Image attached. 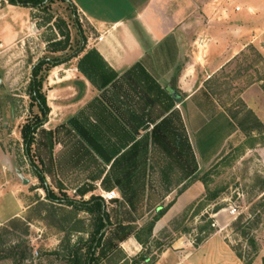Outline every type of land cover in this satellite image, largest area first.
<instances>
[{
	"label": "rangeland",
	"instance_id": "rangeland-1",
	"mask_svg": "<svg viewBox=\"0 0 264 264\" xmlns=\"http://www.w3.org/2000/svg\"><path fill=\"white\" fill-rule=\"evenodd\" d=\"M251 3L260 5L264 0H173L175 20L189 22L190 27L184 28L191 33L190 58L196 57L192 51L198 53L195 60L202 58V48L194 41L203 29L218 34L229 31L236 22L239 40L247 45L206 86L227 116L218 127L210 124L199 144L194 137L195 150L171 156L172 151L170 154L147 144V133L119 155L120 145L129 136L118 134L117 119L109 120L114 128H101V120L93 111L88 112L90 117L85 116L92 93L86 90L81 75L90 77L96 87L102 81L98 78L101 65L82 59L93 51L87 45L78 57L45 65L37 75L39 94L49 108L45 120L32 96L34 65L43 58L63 60L76 53L83 45L80 28L87 44L92 34L65 1L53 0L43 8L26 7L27 12L16 13L9 6L13 4L0 0V248L9 252L22 244L29 252L24 261L12 256L0 264H67L69 248L78 242H92L96 220L94 215L70 205L69 200L81 203L93 197L103 199V191L110 190H116L118 198L109 202L103 199L110 224L96 251L98 264H134L142 254L149 261L141 264H154L163 252L175 255L186 248L193 253L188 246L174 249L176 242H192L198 248L210 238L227 242L243 264H264V53L261 39L249 44L251 39L245 40L253 36L246 29L257 26L249 21L253 15L248 13ZM62 32L70 34L68 47L54 51V42L65 40ZM216 41L210 39V47L217 45ZM183 57L180 67L185 65ZM203 90L193 101L201 99L200 106L205 105L209 111L215 103L202 100ZM120 93L116 83L110 87L114 116ZM82 107L85 110L80 111ZM40 121L42 126L34 133L28 155L27 132ZM190 125L194 134L192 122ZM145 126L144 130L149 127ZM180 155L185 160L183 174L191 172L195 164L197 167V160L200 166L184 185L179 183L182 168L177 164L170 168V161ZM123 162L129 164L127 174L118 172ZM37 170L43 172L44 181ZM173 172L175 176L170 178ZM23 177L30 182L24 184ZM197 179L201 189L194 191L196 199L185 205L182 202L183 209L179 210L183 211L153 231L142 254L128 256L119 248V240L139 231L140 224L155 220L158 207L164 209L175 202ZM47 186L56 201L50 200Z\"/></svg>",
	"mask_w": 264,
	"mask_h": 264
},
{
	"label": "crops",
	"instance_id": "crops-1",
	"mask_svg": "<svg viewBox=\"0 0 264 264\" xmlns=\"http://www.w3.org/2000/svg\"><path fill=\"white\" fill-rule=\"evenodd\" d=\"M70 2L84 23L85 29L92 34L88 37L87 46L99 55L102 71L98 76L100 77L98 80H102L98 87L93 84L90 77L81 75L86 80V90L92 93V98L86 102L90 103L87 109L82 107L80 111L85 110L87 117H90L88 112L93 111L95 117L101 120V128H114V124H110L109 120L117 119L118 134L129 136V139L126 141L124 138L120 145L119 155L134 146L146 133L147 144L163 152L170 154L173 152L171 156L174 153L180 154L177 152L183 150L193 151L194 137H198L199 144L204 138L206 128L212 123L218 127L227 116V113L220 111L221 105L211 96V92L206 90V86L213 76L235 60L247 45L239 40L236 22L227 32L225 30L217 34L215 30L198 31L194 41L202 48V58L198 61L195 60L199 59L196 51H192L195 58L189 57L191 33L184 28L190 27L189 22L186 19L175 20L173 0H70ZM127 2L129 10L126 7ZM9 6L16 13L28 11L25 10V6ZM248 10L250 15L253 13L249 21L256 23L257 26L246 29V33H252L253 36L245 40L251 39L249 44L261 39L264 53V3L260 5L251 3ZM179 24L181 27H178ZM100 36H103V40H99ZM210 39L217 40L218 44H212L210 47ZM207 46L208 49H205ZM180 57H183L185 62L183 67L179 66ZM110 76L113 78L110 79ZM115 83L118 85V92H121L116 96V116L110 111V102L112 103L113 98L109 94L110 87ZM168 88L177 92L180 101L173 97ZM201 89H204L202 100L215 103L211 105L209 111L205 105L200 106L202 102L200 98L196 103L193 101L197 97L195 94ZM85 98L87 99V96ZM191 122L195 129L194 134L190 129ZM147 124L149 127L144 130ZM95 127L99 129L98 126ZM172 161L170 168H175L174 164H177L178 169L182 168L179 183L183 185L194 177L199 169L197 167H200L197 160V167L195 164L192 173L183 174L185 167L183 156L180 155L176 161ZM119 167V174L129 173V164L126 162ZM174 176L175 172L170 178ZM194 181L184 188L183 193L156 222L153 231L164 227L177 212L183 211L179 210L183 209L182 202L185 205L196 199L194 191H200L201 181L200 179ZM170 194L172 195V192ZM161 208L158 207L157 211L159 212ZM143 226L144 224H140L139 229ZM118 242L119 248L128 256L143 253L144 246L137 240L135 233ZM186 246L191 247L193 253H188L186 248L175 255L163 252L154 264H243L227 242L210 238L198 248L194 247L192 242H176L173 248L182 249ZM201 250L206 252L195 254Z\"/></svg>",
	"mask_w": 264,
	"mask_h": 264
},
{
	"label": "trees",
	"instance_id": "trees-1",
	"mask_svg": "<svg viewBox=\"0 0 264 264\" xmlns=\"http://www.w3.org/2000/svg\"><path fill=\"white\" fill-rule=\"evenodd\" d=\"M8 1L13 5H21L25 7H34V8L40 9V8L45 7L47 2H51L53 0H8ZM62 1H65L68 4L69 8L72 9L73 12L76 14V11L74 10L73 5L71 4L70 0H62ZM59 28H61V26H59ZM62 33H63L62 35L65 37L64 38L65 40H59V41L54 42V51H65L68 47V43L70 41V34L66 32H62ZM79 34L81 37V44L83 45L80 46L76 50V53L68 56L67 58L63 60L58 59V58H43L33 67L32 89H31L32 96L38 101V106L41 109V112L45 120L49 112V108L47 107L46 100L44 98H41L42 96H40L39 94L40 82L37 81V75L39 74V72L42 70V68L45 65H50V66L58 65L56 63H60V62L62 63V62L68 61L72 59L73 57H78L82 52H84L85 47L87 45V37L85 34H83L81 28H80ZM99 58L100 57L96 51H90L86 53L82 59L83 61L85 62L88 61V63H91V64L92 63L99 64L100 63ZM38 124L39 126L37 127ZM40 126H42V121L31 126V128H29V131L27 132L26 151L28 155L30 154V151H31L30 149L31 145L32 143H34V133H36V131L38 130ZM37 175L43 181L45 180L44 174L40 170H37ZM45 188H46V191L48 192L50 200L56 201L53 199V195L49 187L47 186ZM210 199H212V197ZM69 204L76 206V208H78L79 210H82L89 214L94 215L96 217V220H95L94 228L92 231V238H93L92 242H86V243L78 242L75 244L74 247L69 248L68 253L65 255L67 264H98V259H96V251L99 247L102 246V241L105 237V233L102 234L101 236L100 234L102 230L107 225L110 224V216L107 212L106 203L101 198L93 197L92 199L86 202H81V203L74 201V200H69ZM170 205L164 209H161L158 212L155 220L144 225L141 229H139V231L135 233V237L144 246V248L147 247V241H149V239L152 236L156 221H158L166 213ZM242 220H243V216L239 218V221H238L239 228H242V224H241ZM243 233L247 237L250 236V233L248 232V230L244 229ZM28 255H29L28 249L23 250L22 244L12 247L11 250H9V252L0 248V261L5 258L12 257V256L18 257L19 261H24L25 259L28 258ZM148 261H149V258L146 255L142 254L138 260L136 259L134 264H141L143 262H148Z\"/></svg>",
	"mask_w": 264,
	"mask_h": 264
},
{
	"label": "built area",
	"instance_id": "built-area-1",
	"mask_svg": "<svg viewBox=\"0 0 264 264\" xmlns=\"http://www.w3.org/2000/svg\"><path fill=\"white\" fill-rule=\"evenodd\" d=\"M236 9H237V10H240L241 7L237 6ZM99 40H103V36H100V37H99ZM102 198H103L105 201L109 202L110 200H114V199L118 198V194H117L116 190L103 191V193H102ZM234 213H235V210H232V211H231V214H234Z\"/></svg>",
	"mask_w": 264,
	"mask_h": 264
},
{
	"label": "water",
	"instance_id": "water-1",
	"mask_svg": "<svg viewBox=\"0 0 264 264\" xmlns=\"http://www.w3.org/2000/svg\"><path fill=\"white\" fill-rule=\"evenodd\" d=\"M168 91L173 95V97H174L177 101H180V97L178 96L177 92H176L174 89H172V88H168ZM23 182H24V184H28V183L30 182V180L27 179V178H24V177H23ZM107 228H108V225H107L106 228L101 232L100 236L106 232V229H107Z\"/></svg>",
	"mask_w": 264,
	"mask_h": 264
}]
</instances>
